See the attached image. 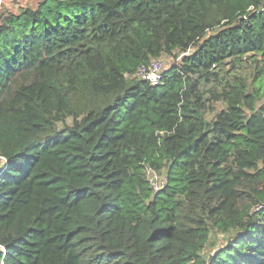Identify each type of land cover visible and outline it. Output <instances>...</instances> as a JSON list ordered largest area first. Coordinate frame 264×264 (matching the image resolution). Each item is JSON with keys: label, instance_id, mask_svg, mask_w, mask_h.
<instances>
[{"label": "trees", "instance_id": "trees-1", "mask_svg": "<svg viewBox=\"0 0 264 264\" xmlns=\"http://www.w3.org/2000/svg\"><path fill=\"white\" fill-rule=\"evenodd\" d=\"M0 264H264V0L0 14Z\"/></svg>", "mask_w": 264, "mask_h": 264}, {"label": "rangeland", "instance_id": "rangeland-1", "mask_svg": "<svg viewBox=\"0 0 264 264\" xmlns=\"http://www.w3.org/2000/svg\"><path fill=\"white\" fill-rule=\"evenodd\" d=\"M42 1V0H2V4L0 6V14L2 13H17L20 8H31V9H35L36 6L38 5V3ZM165 63H166V69L169 68V66L171 65V63L173 62V58H165ZM179 59V57L177 58V60ZM226 70L229 69L230 71H232L233 73L236 74H244L245 76L248 77V75L251 73L250 71L247 72L246 69H248V62H244L242 61L239 65V69L237 68H231L230 66H228L227 68H225ZM206 89H211V86L206 87ZM205 97H210V94L208 92H206ZM213 109L215 111H220L223 108V105H221V103H215L212 105ZM68 124L71 123L70 120L67 121ZM59 127H61V125H59ZM147 173V172H146ZM149 181L152 182V185L154 187H159L163 184L164 182V177L162 176H154L151 172L150 175H148ZM227 235H221V237H219V241L222 242L223 239L226 238Z\"/></svg>", "mask_w": 264, "mask_h": 264}, {"label": "built area", "instance_id": "built-area-1", "mask_svg": "<svg viewBox=\"0 0 264 264\" xmlns=\"http://www.w3.org/2000/svg\"><path fill=\"white\" fill-rule=\"evenodd\" d=\"M2 4V0H0V6ZM166 69V63L164 58H159L155 60L149 61L147 64L140 65L134 76L146 83H148L152 87L158 86L162 81L163 72ZM150 175V171L147 173ZM153 189H157L158 187H154L152 182L150 181Z\"/></svg>", "mask_w": 264, "mask_h": 264}]
</instances>
